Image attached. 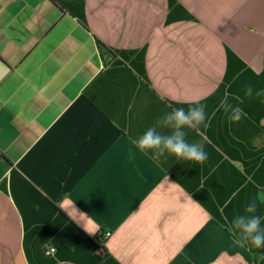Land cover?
<instances>
[{"label": "crops", "instance_id": "crops-1", "mask_svg": "<svg viewBox=\"0 0 264 264\" xmlns=\"http://www.w3.org/2000/svg\"><path fill=\"white\" fill-rule=\"evenodd\" d=\"M247 84L264 88V0H0V264H264L231 226L252 201L264 217ZM197 100L203 164L132 144Z\"/></svg>", "mask_w": 264, "mask_h": 264}, {"label": "clouds", "instance_id": "clouds-1", "mask_svg": "<svg viewBox=\"0 0 264 264\" xmlns=\"http://www.w3.org/2000/svg\"><path fill=\"white\" fill-rule=\"evenodd\" d=\"M243 91L247 97H264V88L256 89L252 84L245 85ZM261 102L264 103V99ZM219 108L229 113L228 118L233 122H239L247 116L243 108L229 103L227 95L220 100ZM206 121V105L197 100L187 108L177 107L164 113L155 124L133 140L132 144L145 155L151 153V158L156 161L172 156L177 160L203 164L208 159V153L202 144L187 140L185 129H196L201 125L207 127ZM165 129L168 131H163ZM262 225H264V217L257 214L255 201L249 202L244 207L243 213L235 215L231 221L232 228L239 234L237 243L242 248L249 245L257 249L264 248Z\"/></svg>", "mask_w": 264, "mask_h": 264}, {"label": "trees", "instance_id": "trees-1", "mask_svg": "<svg viewBox=\"0 0 264 264\" xmlns=\"http://www.w3.org/2000/svg\"><path fill=\"white\" fill-rule=\"evenodd\" d=\"M95 44L97 46L98 52L105 61V63L109 62L113 57L114 53L111 49H109L105 44H103L101 41L95 39Z\"/></svg>", "mask_w": 264, "mask_h": 264}, {"label": "built area", "instance_id": "built-area-1", "mask_svg": "<svg viewBox=\"0 0 264 264\" xmlns=\"http://www.w3.org/2000/svg\"><path fill=\"white\" fill-rule=\"evenodd\" d=\"M111 235V233L109 231H106L102 234V236H99L100 237V243L102 244L104 239H107L109 236ZM55 252V248L53 246H50V245H46L44 246L43 248V253L47 256L53 254Z\"/></svg>", "mask_w": 264, "mask_h": 264}]
</instances>
